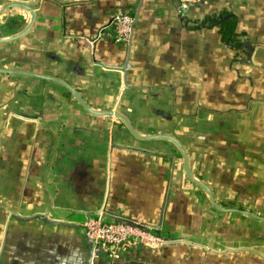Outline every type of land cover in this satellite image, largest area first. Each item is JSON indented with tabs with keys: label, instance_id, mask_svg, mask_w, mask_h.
<instances>
[{
	"label": "crops",
	"instance_id": "1",
	"mask_svg": "<svg viewBox=\"0 0 264 264\" xmlns=\"http://www.w3.org/2000/svg\"><path fill=\"white\" fill-rule=\"evenodd\" d=\"M100 209L166 241L111 261ZM0 264H264V0H0Z\"/></svg>",
	"mask_w": 264,
	"mask_h": 264
},
{
	"label": "built area",
	"instance_id": "2",
	"mask_svg": "<svg viewBox=\"0 0 264 264\" xmlns=\"http://www.w3.org/2000/svg\"><path fill=\"white\" fill-rule=\"evenodd\" d=\"M181 7L197 3L200 0H179ZM116 41L126 42L133 28V18L126 11H118L112 20ZM91 41H88V43ZM135 223H140L135 221ZM84 236L89 243H94V249L102 248L109 260L113 261L125 253L126 249L136 244L153 246L164 243L160 236L141 230L125 221H111L101 218V212L97 218H86L83 223ZM146 227H149L146 224Z\"/></svg>",
	"mask_w": 264,
	"mask_h": 264
},
{
	"label": "trees",
	"instance_id": "3",
	"mask_svg": "<svg viewBox=\"0 0 264 264\" xmlns=\"http://www.w3.org/2000/svg\"><path fill=\"white\" fill-rule=\"evenodd\" d=\"M199 26L218 27L221 40L230 48L240 49L243 46L241 34L236 29V18L228 12L204 17Z\"/></svg>",
	"mask_w": 264,
	"mask_h": 264
},
{
	"label": "water",
	"instance_id": "4",
	"mask_svg": "<svg viewBox=\"0 0 264 264\" xmlns=\"http://www.w3.org/2000/svg\"><path fill=\"white\" fill-rule=\"evenodd\" d=\"M71 91L74 92L73 90H71ZM122 121L125 122L123 119H122ZM100 212H101V218H105V219L111 220V221H125V222H127L128 224H130L132 226L139 227L141 230H144V231H147V232H150V233H154V234L160 236L159 229L157 227H154V226L152 227L151 225H148V224L147 225L149 227H146L145 223H142V222L135 223V220L129 219L127 217H123L121 215L112 214L111 212L106 211L105 209H102V210L100 209L95 214L87 215V218H97L98 214H100ZM89 244H90L91 250H93L94 243H89Z\"/></svg>",
	"mask_w": 264,
	"mask_h": 264
}]
</instances>
